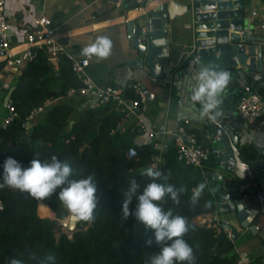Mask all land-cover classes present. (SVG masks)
Here are the masks:
<instances>
[{"label": "trees", "instance_id": "trees-1", "mask_svg": "<svg viewBox=\"0 0 264 264\" xmlns=\"http://www.w3.org/2000/svg\"><path fill=\"white\" fill-rule=\"evenodd\" d=\"M34 52L8 91L7 99L12 100L18 116L6 127L0 126V165L8 156L27 166L32 159L43 161L55 155L71 165L74 178L93 174L99 200L94 220H83L69 234L60 231L58 219L64 218L67 210L55 193L38 198L8 186L0 188V264H10L13 258L23 264H38V259L48 254L56 257V264H145L158 251L154 243H145L152 232L132 216L123 220L120 208L130 178H136L138 192L150 182L143 170L151 166L150 157L158 152L163 159L160 170L169 174L167 182L185 188L179 204L166 200L162 206L172 208L174 215L184 216L191 225L184 239L193 246L195 264H232L237 253L227 233L194 221L217 209L211 186L199 170L179 161L174 145L165 150L155 147L154 142L135 143L138 127L118 131L122 113L111 104L88 108L85 98L68 96L70 88L81 85L70 61L59 56L56 68L44 48ZM3 64L0 62V70ZM260 92L264 96V90ZM124 94L137 98L132 88ZM47 100L50 103L35 114V121H27V116ZM132 146L137 154L129 158L126 152ZM246 150L253 158L261 157L253 147ZM210 164L217 165L212 159ZM201 182L205 188L193 203V190ZM40 201L49 213L39 215ZM134 206L135 197L129 208ZM51 210L55 219L50 218Z\"/></svg>", "mask_w": 264, "mask_h": 264}, {"label": "crops", "instance_id": "crops-1", "mask_svg": "<svg viewBox=\"0 0 264 264\" xmlns=\"http://www.w3.org/2000/svg\"><path fill=\"white\" fill-rule=\"evenodd\" d=\"M151 2L139 11L164 4L168 16L167 41L170 66L164 69L166 74L162 79H153L147 70L130 66L129 61L135 56V51L128 38L126 23L133 16H130L132 11L126 12L123 4L117 6L109 0H7L5 14L8 21V34L12 47L21 45L27 49L25 33L33 24V16L44 15L50 20V26L55 30L60 41L67 43L70 51L80 55H83V49L97 38L107 36L111 40L110 54L104 58L92 55L86 72L97 85L122 87L129 83L139 82L148 89L151 97L147 99L142 117L147 125L156 130L162 124L166 126V132L157 133L151 142L167 150L173 145L172 132L178 126V119H188V126L196 133L200 143L220 148L216 141L209 143L204 137L206 130L216 135L212 123L208 120L206 122L201 120L195 109H184L178 105L179 100L186 101L183 94L184 76L182 75L186 57L183 53L189 50L193 41V30L186 24L190 22L189 12L186 10L187 0H151ZM252 12L256 13L253 17ZM247 18L250 22L249 27L254 29L253 41L264 42V30L261 28V25H264V0H249ZM57 63L58 60L53 63L56 68ZM20 71L9 69L4 64L0 70V106L2 107L0 121L6 115L4 104L10 85ZM169 71H171L170 74ZM174 79H178V85ZM261 90H264V86L260 87L257 92L263 96ZM195 104L200 106L198 103ZM227 124L232 126L237 134V146L241 148V153L248 155L251 152H247L246 148L253 147L261 155L258 159H264V155L260 153L264 145V128L261 131H255L234 114ZM126 125L137 128L136 116L131 115ZM221 137L231 140L226 131ZM134 142L143 144L150 141L138 128ZM212 185L211 183V188ZM260 193H263L262 190ZM216 210L197 216L194 221L206 226L213 225L218 232H225L222 227L223 220ZM201 220H205V223ZM232 241L237 258L253 262L264 257V231L257 230V228L253 233L245 231Z\"/></svg>", "mask_w": 264, "mask_h": 264}, {"label": "water", "instance_id": "water-1", "mask_svg": "<svg viewBox=\"0 0 264 264\" xmlns=\"http://www.w3.org/2000/svg\"><path fill=\"white\" fill-rule=\"evenodd\" d=\"M151 3V0L123 3L126 12L138 11L126 23L135 51L129 64L147 70L153 79H162L166 74L164 69L170 66L168 16L164 4L139 11ZM248 3L249 0H187L186 8L190 16V22L186 24L193 30V41L189 50L183 53L186 57L182 72L186 101L180 107L195 109L201 117L200 106L190 102L192 93L185 83L200 68L210 66L231 74L230 83L220 97L222 115L215 122L210 121L221 150V162L217 163L216 172L212 175L211 192L217 204L216 213L222 218V227L230 232L231 239L245 231L253 233L256 228L264 231V199L257 197L260 190L264 193V159L241 153L237 134L227 124L241 95L258 92L264 86V42L253 41L254 29L249 27L247 18ZM174 81L178 85V79ZM150 97L151 93H148L147 99ZM201 120L207 121L202 117ZM224 131L229 133L230 141L221 137ZM66 210L68 221L59 224L72 234L83 220ZM63 219H58V222Z\"/></svg>", "mask_w": 264, "mask_h": 264}, {"label": "clouds", "instance_id": "clouds-1", "mask_svg": "<svg viewBox=\"0 0 264 264\" xmlns=\"http://www.w3.org/2000/svg\"><path fill=\"white\" fill-rule=\"evenodd\" d=\"M110 51L111 40L107 36L97 38L83 49L85 55L100 58L107 57ZM230 79L229 71L205 66L196 71L194 77L185 81L192 93L191 100L200 105L202 118L215 122L222 115L220 97L228 87ZM73 172L74 169L67 161L60 160L55 155L43 161L32 159L27 166L8 156L0 165V175L3 178L0 188L8 186L38 198H46L55 193L74 217L92 221L99 200L97 182L93 174L74 178ZM143 175L150 178V182L138 192L140 185L135 177L130 178L128 188L123 193L120 211L123 220L132 216L152 232L151 239L145 243H154L158 246V251L145 264H195L193 246L184 239L191 225L184 216L174 215L172 208L165 210L162 206L166 200L179 204L180 194L185 188L168 183L169 174L155 166L145 168ZM204 188V182L198 184L192 198L193 203ZM134 197L135 206L130 209L129 205ZM10 264L23 262L13 258ZM38 264H56V257L52 254L45 255L38 259Z\"/></svg>", "mask_w": 264, "mask_h": 264}, {"label": "built area", "instance_id": "built-area-1", "mask_svg": "<svg viewBox=\"0 0 264 264\" xmlns=\"http://www.w3.org/2000/svg\"><path fill=\"white\" fill-rule=\"evenodd\" d=\"M6 1L0 0V61H3L5 66L15 71L21 70L35 56L34 51L38 48H44L49 61L53 63H56L59 56L63 55L70 61L72 71L81 84L77 89L70 88L67 91L68 96L77 95L85 98L86 107L88 108L111 104L117 111L122 113V118L117 124L118 131H124L127 127V120L131 115H135L136 125L145 133L148 141L151 142L157 133L166 132V126L164 124L160 125L156 130L147 125L142 117V112L146 109L147 94L149 92L147 88L139 82L129 83L122 87L115 85H97L86 72L92 55H80L70 51L67 48L68 44L61 42L55 30L51 28L50 20L46 16H33V24L25 33V45L27 49L21 45L12 47L8 34V21L5 14ZM109 1L119 6L128 0ZM135 1L140 3L142 0ZM255 15L256 13L252 12L251 16L253 17ZM261 28L264 30V25H261ZM130 36L129 34L128 38ZM127 88H132L137 98L132 99L126 97L124 92ZM189 100L192 101L191 98ZM49 103L50 101L47 100L43 106L32 111L27 116V121H35V114L42 111L43 107ZM4 105L6 115L0 121V126L3 128L18 116L11 99H7ZM178 105H182V100L178 101ZM233 114L243 120L250 128L255 131H261L264 128V97L257 92L242 94ZM178 120V126L172 132V140L177 159L186 165L198 169L205 182L211 186L213 181L212 175L216 172V167H212L210 161L213 159L216 163H220L221 150L210 144L204 145L200 143L196 133L188 126V119ZM204 137L209 143L215 142L218 138L208 130L204 132ZM155 147L162 149L156 144ZM260 153L264 155V145L261 147ZM126 154L129 158L135 157L137 154L135 147H129ZM149 162L151 166L160 169L163 162L161 152L152 154ZM195 192L196 189L193 190V196ZM257 197L259 200L263 199L264 193L257 194ZM201 222L205 223V220H201ZM224 231L230 237V232L226 229ZM232 264H264V257L253 262L237 258Z\"/></svg>", "mask_w": 264, "mask_h": 264}, {"label": "bare ground", "instance_id": "bare-ground-1", "mask_svg": "<svg viewBox=\"0 0 264 264\" xmlns=\"http://www.w3.org/2000/svg\"><path fill=\"white\" fill-rule=\"evenodd\" d=\"M137 13H138V11H132L130 16H135ZM37 211H38L39 215H44V214L49 213L48 212V206L46 204H44L43 202H41V201L38 202ZM67 221H68V218H67L66 221H62L61 220V222L64 223V224H66Z\"/></svg>", "mask_w": 264, "mask_h": 264}, {"label": "rangeland", "instance_id": "rangeland-1", "mask_svg": "<svg viewBox=\"0 0 264 264\" xmlns=\"http://www.w3.org/2000/svg\"><path fill=\"white\" fill-rule=\"evenodd\" d=\"M0 109L2 110V107L0 106ZM1 116V115H0ZM52 211V210H51ZM55 217V213L52 211V215L50 216V218H54ZM67 218H68V213L65 215V217H64V219L62 220V221H66L67 220ZM61 222V220H59V223ZM62 223V222H61ZM84 228H86V227H84ZM60 231H65V232H67V230H66V227L63 225V224H61V230ZM59 233V232H58ZM69 233V232H68ZM70 234V233H69Z\"/></svg>", "mask_w": 264, "mask_h": 264}]
</instances>
